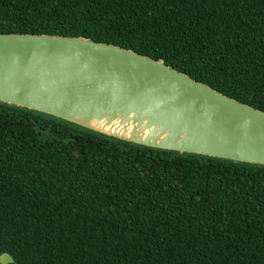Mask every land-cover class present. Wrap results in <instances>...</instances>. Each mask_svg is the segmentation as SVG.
<instances>
[{
    "label": "trees",
    "instance_id": "obj_1",
    "mask_svg": "<svg viewBox=\"0 0 264 264\" xmlns=\"http://www.w3.org/2000/svg\"><path fill=\"white\" fill-rule=\"evenodd\" d=\"M0 34L115 45L264 111V0H0ZM4 253L15 264H264V166L0 103Z\"/></svg>",
    "mask_w": 264,
    "mask_h": 264
},
{
    "label": "water",
    "instance_id": "obj_2",
    "mask_svg": "<svg viewBox=\"0 0 264 264\" xmlns=\"http://www.w3.org/2000/svg\"><path fill=\"white\" fill-rule=\"evenodd\" d=\"M77 100L94 107L109 101L135 109L155 106L153 115L166 113L188 132L181 138L165 136L164 142L128 139L54 111ZM0 103L133 145L264 166V111L163 62L91 39L0 34ZM0 264H15V259L4 253Z\"/></svg>",
    "mask_w": 264,
    "mask_h": 264
},
{
    "label": "bare ground",
    "instance_id": "obj_3",
    "mask_svg": "<svg viewBox=\"0 0 264 264\" xmlns=\"http://www.w3.org/2000/svg\"><path fill=\"white\" fill-rule=\"evenodd\" d=\"M113 103L109 101L103 107H94L88 100H77L69 107L55 106L54 111L128 139L164 142L168 139L165 136L174 135L172 136L174 138L176 135L177 138H181L188 132L187 128L182 129L178 124L173 123L172 119H168L166 113L153 115L155 106L135 109L132 106ZM177 126L180 130L176 128Z\"/></svg>",
    "mask_w": 264,
    "mask_h": 264
}]
</instances>
